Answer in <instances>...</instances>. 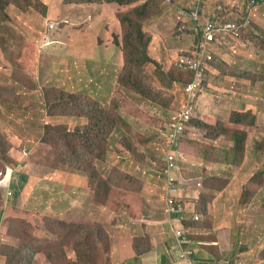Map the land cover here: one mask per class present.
Returning <instances> with one entry per match:
<instances>
[{"label": "rangeland", "instance_id": "obj_1", "mask_svg": "<svg viewBox=\"0 0 264 264\" xmlns=\"http://www.w3.org/2000/svg\"><path fill=\"white\" fill-rule=\"evenodd\" d=\"M41 1L50 9V13L48 9L49 15L47 14L45 19L38 12H24L14 5H10L8 10L10 18L5 20L9 29H0V44L2 46L14 45L19 35L29 41L28 44L20 42L16 45L14 58L16 61L17 57L19 62L16 68L13 65L9 66V60L4 56L0 47V130L5 133L8 139L9 155L16 162L13 165L0 161V172L2 173L0 180L7 179V175L4 177L7 166L14 168L11 180L13 179L12 182H16L15 184L18 182V177H14L15 172L21 171L28 177L16 198V205L20 209L13 210L9 214L5 212L7 205L12 201L13 184L9 189V185L8 187L6 184L2 186L3 182H0V204L2 207L0 208V253L4 258V254H9L11 251V248L8 247L20 246L21 242H26L31 245L33 251L38 253L37 256H40L39 252H42L45 257L50 255L53 264H68L63 258L61 248L65 244H72L74 238L75 242L81 244V258L86 263H94L93 259L101 262L109 253L110 233L113 235L112 231L115 226L119 223L132 222L133 218L122 211H112L102 206L100 202L92 200L90 197L91 188L82 187L79 183L78 194L81 197L77 195L78 201L73 205L71 199L77 190L76 188L71 190V184L75 179V176L72 177L73 170L66 167L68 162L56 161L54 163L48 160L47 157L51 154L53 145L46 141L42 142V126L45 123L64 124L72 129L76 124L86 122L85 117L78 116L69 110L72 104H69L70 107H60L51 103L50 100L56 95L66 94L63 91L74 95L78 94L82 98L93 97L108 105L123 61L122 51L117 45H114L110 54L105 51L99 61L88 59V54L91 53V47L94 45L91 40L97 36L101 43L108 38V35L105 36L104 29H100L102 23L107 24L110 29L114 27L115 21L111 12L109 14L106 11L103 19L100 20L95 16L96 6L68 5L64 4V0ZM166 2L169 5L165 11L153 14L146 22L144 31L149 34L155 33L154 35L158 37V47L156 50L152 49L150 53L159 58L162 64L168 63V66H172L174 57L179 52L196 46L198 34L190 32L193 30H189L188 25L185 26L184 33L179 32L177 28L179 11H174V9L181 8V0L173 1V3L171 0H166ZM114 5L116 7L114 12L128 9L125 6L120 8L118 5ZM219 12L223 11L219 10ZM261 16L264 18V13ZM47 19L54 23H59L58 19L69 22L60 25L56 36L58 41L55 47L50 50L44 49L52 44L45 46L44 40H41ZM91 21H97V28L92 25V29H85L90 31L92 37L84 38L82 36L85 34L83 28H87V24ZM160 27L162 29H159ZM191 27L194 26L191 25ZM112 30L120 32V29L113 28ZM170 31H174V33L171 35ZM97 34H102V36ZM81 39L85 43H81ZM236 42L237 40L234 41L232 50L228 44L226 45L228 48L226 46L217 48L218 46H216L214 54L221 57L217 56V59L214 57L213 67L208 68L209 77L197 100L199 113L194 119L198 120L200 118L198 116L202 115L200 106L202 105L201 100L204 98V89L209 92L211 100L217 103L211 105V112L227 110L225 114L216 113L212 118L211 125L200 127L205 131L204 138L205 135L209 137V143H213V138L219 141L217 143L219 148L213 145H207V147L213 154H217V150L214 148L220 149L219 153L223 160L226 159L225 163L230 170L236 169L227 160V157L231 158L235 153V151H230L234 143L228 138V133L223 125L227 124L231 130L234 129L236 125L231 123L234 112L237 109L247 111L249 94H252V82L255 77L260 79V85H264V20L255 26L253 32L249 34L246 44L240 45L242 49L238 50ZM40 43L42 50H40ZM153 69V65H148L149 74H152ZM182 90L180 85L175 86L173 92L177 96L176 104L174 103L170 108L165 109L155 103L143 100L135 101V105L143 111H150L159 120L168 123L176 114L175 110H178L179 106L184 103L185 97ZM251 100L256 99L251 98ZM118 109L134 130L144 136L136 139L122 127L117 126L113 133L114 144L109 147L106 160L98 162L100 176L104 178L109 173L111 175L114 172L111 171L112 168L117 167L142 178L145 200V210L142 215L148 217L157 213L159 216L164 212L163 191H161V187L152 186L149 183L145 172L147 169H151L149 164H156L158 172L161 169L162 157L160 156L163 152H156L158 147L162 149L164 146V141L161 139L163 135L158 145L161 122L147 123L134 115L136 113L133 110ZM224 116L227 117L225 123L220 121V118H224ZM220 122L223 125H220ZM241 128H245L249 135L247 137V157L243 162L242 182L239 184H242L252 172L264 171V153L258 152L257 155L252 153L255 136L264 134L259 129L255 131L249 122L242 124ZM222 132L227 134L226 138H218ZM126 136L133 140L134 151L132 148L129 151L124 149L121 144ZM140 150H144L142 153L150 155L149 162L138 161L142 159ZM76 178L79 182L80 177L77 173ZM241 187L235 189L240 193ZM239 193L236 194V197ZM92 202H94V207ZM60 203L62 207L59 208ZM237 203L238 199L236 198L234 207ZM25 213L31 215V220L38 226L43 224L49 231L47 234H41L38 242L33 240L31 221H26ZM62 215L65 221L83 223L80 224L83 226V231L81 232L79 228L73 226V223L61 220L60 216ZM232 228L231 245L236 253L240 254L238 258H234L237 259L236 264H264V188H261L253 203L248 207L241 206V209L238 207ZM48 234H54L53 238L48 239ZM91 247H94L93 251L89 250ZM69 254L74 256L72 249L69 250ZM4 262L10 264L8 258H4ZM36 263L37 261L34 260V264Z\"/></svg>", "mask_w": 264, "mask_h": 264}, {"label": "trees", "instance_id": "obj_2", "mask_svg": "<svg viewBox=\"0 0 264 264\" xmlns=\"http://www.w3.org/2000/svg\"><path fill=\"white\" fill-rule=\"evenodd\" d=\"M64 1V4L66 3L68 5L83 4L96 6L98 15L101 12V15L105 14L106 11L109 14L111 12L112 18L120 29V35L112 34V42L121 49L123 61L116 79L113 95L111 96V100L108 105L103 104L101 101L93 97L89 96L90 98H82L78 94L74 95L67 91H63L66 92V94L60 93L58 96L56 95L52 100H50L53 105H58L60 107L69 106V104H72L71 107L69 106V110L78 116L85 117L86 122L82 124H76L72 129H69L67 125L64 124H43V137L41 140L42 142L46 141L53 145L51 154L47 158L49 161H53L54 163L56 161H60L61 163L68 162L66 167L79 173L81 178H84L88 182V188L90 187L92 192V200L100 202L101 205L112 211H122L127 213L131 218H140L143 216L142 212L145 210V200L143 195L144 180L131 172L121 170L117 167L112 168L111 171L114 172L111 175L109 173L106 177L101 178V173L98 169V162L99 160H106L108 149L110 146H112V144H114L113 133L117 126L122 127L128 134L136 139L144 136V134L134 130L132 125H130L122 116L118 108H123L124 110H133L136 113L134 115H137L142 121L147 123H158L159 121L161 122V126L164 129H168V125L173 119H170L168 123H165L164 120H159L158 117L151 114L150 111H143L138 108V106L135 105V101H148L162 106L163 108H170L174 103L176 104L177 96L173 92V89L176 85H180L183 89L182 92L185 95V86L193 79L194 72L177 67L174 64V60L182 53H192L191 51L195 47L179 52L174 57V60L171 57V60H173L172 66H168V63L162 64L159 58L150 53L152 52V49H157L158 37L157 35H154L155 33L149 34L148 32H145V24L153 14L163 13V11H165V8H167L169 5L166 0ZM114 4L118 5L120 8L125 6L128 9L124 11L116 10L114 12L116 8ZM10 5H14L16 8L24 12H38L44 19L47 17V14L49 15L50 13L48 6L41 0H0V29H9L5 20L10 18L8 13ZM48 21L49 19L45 21L44 32L41 36L42 38L45 35V30L47 31ZM58 22V29H60L59 27L61 24L69 23L64 20L61 21L60 19H58ZM181 26L182 21L179 22L177 28L179 32L184 33L186 29H180ZM94 27L97 28V25ZM83 29L85 34L82 36L84 38H91L92 34L90 31H86L85 29H92V23H88L87 28ZM100 29L109 28L107 24L105 25L102 23V27ZM114 29L117 28L114 27ZM190 32L198 34L197 31L194 30ZM248 32H241L239 34H233L230 36V38L233 40V44L230 47L231 50L233 49L234 41L237 40L238 42L240 36H244L247 40L249 36L246 33ZM57 34L58 30L52 34L53 42L46 44L52 45L50 47L45 45L46 48L44 50H50L55 47V44L58 41L56 38ZM82 41L83 40L81 39V43ZM20 42L24 44L29 43V41L26 40L24 36L19 35L15 40L14 45L2 46L0 44L4 56L7 58V60H9V66L13 65L14 68H16V65L19 63L17 57L15 61L14 54L16 52V45H18ZM101 43H104V40ZM42 49L43 48L41 47L40 43V50ZM214 53H216V48L214 49ZM21 54L22 51L20 52V55ZM217 56V54H214L215 59H217ZM218 57L220 58L221 56ZM214 63L215 61L213 59V61L210 62L208 68ZM148 65L154 66L152 74H149L148 72ZM260 82V79L256 77L252 82V87H255L258 96L257 103L260 107V111L254 112L252 109H248L247 111L234 112L232 115L233 117L231 118V123H234L236 127L232 130L227 124L223 125V123H219L220 125L224 126L228 133V138L234 143L230 151H235V153L231 158L227 157V160L233 164L230 165L234 166L236 170L240 171L241 177L244 171L243 162L247 157V137L249 135L245 128H241V125L247 124L249 122V124L255 128V131L259 129L260 132L264 134V85H260ZM186 99L187 94L185 95L184 103H186ZM183 105H180L178 110H175L176 113L184 107ZM194 119L190 121V124L194 123L193 125L198 127L210 125L201 121L200 119ZM261 125L263 126L262 128ZM221 134H224L227 137L225 132H222L219 135ZM124 139V142H121L124 149L129 151V149L132 148L134 151L133 140L127 136ZM60 146L62 147L59 148ZM252 148V153L254 155H257L258 152L264 153V135L255 136ZM119 151H121L120 148ZM0 161L4 164L12 163L15 165L16 163L15 160L9 155L8 139L2 130H0ZM13 171L14 168L12 166H7L4 174V177L7 175V179L5 180V178H3V180L1 179L0 182H3L2 186L6 184L7 187L8 185L11 186V184H13L11 202H13V207H15L16 198L21 191L23 183H26L28 177L21 171L15 172L14 177H18V182L15 184L16 182H12L13 179L11 180V174ZM1 174L2 173L0 172V176ZM215 179H217V177H212V180ZM261 188H264V171L260 170L258 172H252V174H250V176H248L247 179L242 183L238 202H240L241 206H249L251 203H253ZM0 208H2L1 204ZM18 209L20 208H14V210ZM204 213H208V210L205 208ZM24 217L26 221H31V235L33 240L37 242L40 241V227L33 220H31V215L25 213ZM188 223L190 224V221ZM72 225L79 228L81 232L83 231L82 225L77 223H73ZM140 241H142V244L138 243V246L136 245L138 253H142L151 247L150 245L152 243L148 233L146 234V238H142ZM76 244H78V246L81 248L80 243ZM139 245H142V247ZM10 248V257L8 258L10 264H31L32 261L38 259V253L33 251L31 249V245L26 242H21L20 246L16 248H13L12 246H10ZM80 252L77 251L78 254H80ZM47 257L49 260H51L50 255ZM79 259L85 264H99V262L94 259V263H86L81 258V254Z\"/></svg>", "mask_w": 264, "mask_h": 264}, {"label": "crops", "instance_id": "obj_3", "mask_svg": "<svg viewBox=\"0 0 264 264\" xmlns=\"http://www.w3.org/2000/svg\"><path fill=\"white\" fill-rule=\"evenodd\" d=\"M181 1L184 6V1ZM233 1L234 0H198L196 6L201 7V11L205 13L208 20H213L216 16L223 15V12H219L220 5L223 4L225 8L224 12L228 13ZM78 6L89 5L79 4ZM181 9L182 8L179 9L176 7L174 11H179V15H177L179 22L182 21V24H186L187 21L180 17ZM101 13L99 15L98 12L97 14L95 13L96 19H103L105 14L101 15ZM261 20H264V18L259 13L254 19L253 30L255 26L261 22ZM91 23L93 26L97 25V21H91ZM114 27L119 29L116 22L114 23ZM112 29H110V27L109 29H104L105 36L108 35V38H110V40L106 38L104 40V43H100L97 36H95L91 40L94 45L93 47H91V53L88 54L89 60L99 61L100 59H102L105 51L110 54L111 49L115 45L111 41V35L113 33H119L117 32V30ZM159 29L162 28L160 27ZM253 30L246 34H248L249 36V34L253 32ZM173 33L174 31H170L171 35ZM97 35L101 36V34ZM246 42V38L244 36H240L238 42L235 45L239 50L242 49L240 45L246 44ZM227 44L229 45V47H231L233 44V40L230 37L224 44L219 45L218 47L226 46ZM212 47L213 49H215L216 44H213ZM226 48L228 47L226 46ZM94 55L95 57H93ZM211 67H213V65ZM249 97V106L247 110L252 109L254 112L260 111V107L257 103L258 96L255 87H252V94L250 93ZM251 98L256 100L253 101L251 100ZM201 104L202 105L200 106V111H202V115L198 117H200L199 119L201 121L206 122L210 125L213 123L212 118L216 113L219 115L221 113H227V110H222L221 112H216L214 110L211 112V105L217 103H214L211 100L209 92L205 89L204 98L201 100ZM236 111L245 110L237 109ZM198 113L199 105L197 115ZM220 119V121L222 122L227 121L226 116ZM164 132V128L160 127L158 145L161 139H163L164 141L163 148L159 149L158 147L156 149V152L158 153L161 151L163 152V154H161L162 156H160L162 157L160 172L157 171L156 164H149L151 169H147V172H145V174L148 176L149 183L152 186L161 187V191H163V201L165 204L164 190L167 177L163 174V168L166 161L164 157L169 149V141L167 140ZM204 134V129L189 123L185 135L180 138L178 142L179 144L176 146V150L180 157L179 168L177 170V175L180 180L181 186L180 198L185 207V210L181 214V217L183 223L185 222V226L187 222L186 228L188 230V236L194 242L193 247L195 249V257L198 264H236L237 259L234 258H238L240 254H237L232 247L231 237L233 232L232 225L235 222V215L237 214L238 207L241 209L240 202H238L236 207H234L236 198L238 199L240 194L235 188L239 189L242 185L239 184V182H242L240 171L236 169H229V166H227V163H225L226 159L223 160L222 156L219 153L220 149H218L219 146L217 144L219 143V141L216 138H213V143H209V137L205 135L204 138ZM218 138H226V136L224 134H221ZM207 145L218 147L214 148L217 150V154H213V152L209 147H207ZM142 152H144V150H140L139 152L142 154V159L138 161L149 162L150 160H148V158H150V155ZM76 173V171H72V177L75 176V179L71 184V190L74 188L77 189L75 190V193H73V199H71L73 205H75L78 201L77 195L81 197L80 194H78V190H80L78 183L81 184L82 187L88 188V182L84 178H81V175L79 173L77 174L80 177V181H77ZM212 177H217V179L212 180ZM157 183H160L161 185H158ZM10 187L11 186H9V189ZM63 188L65 187L63 186ZM237 193L239 194L236 197ZM91 204L94 207V202H92ZM13 206V202H10L9 205H7L5 213L9 214L10 212H13L14 208L17 207V205L15 204V207ZM58 207H62V204L60 203ZM204 208L208 210L207 214L204 213ZM165 209L166 205H164L163 207L164 212L159 216H157L156 213L149 215L148 217L143 216L136 219L133 218L131 219L132 222L117 224L115 226V229L112 231L113 235L110 233L109 240L111 245H109V253H107L106 258L103 261L99 262V264H179L177 262L179 246L175 234L172 230L173 227L171 226L170 216ZM195 214L200 215L201 218L199 220H195L193 218ZM60 218L61 220L63 219V221L66 223H77L65 221L63 215L60 216ZM189 221L190 224L188 223ZM39 227L41 230V234L49 233L45 225L42 224L39 225ZM147 233L149 234L151 239V247L142 253H138L136 245L138 246V243L142 244V241L140 240L142 238H146ZM53 236L54 234H48L47 238L52 239ZM76 243L77 242H75V239L73 238L72 244H65L62 246L61 250L63 252V258L68 264H85L79 259L80 254H78L77 251L80 252L81 248ZM139 246L142 247V245ZM16 247L18 246H14L13 248ZM71 249L74 253L73 257L69 254V250ZM89 250L93 251L94 247ZM39 255L40 256H38V259L35 260L37 261L36 264H53L48 257L44 256V253L39 252ZM9 257L10 254H4L5 259ZM4 258L0 253V264H5ZM31 264H34V261H32Z\"/></svg>", "mask_w": 264, "mask_h": 264}, {"label": "built area", "instance_id": "obj_4", "mask_svg": "<svg viewBox=\"0 0 264 264\" xmlns=\"http://www.w3.org/2000/svg\"><path fill=\"white\" fill-rule=\"evenodd\" d=\"M172 3L174 0H171ZM184 7L180 11V17L187 21L180 29L197 31L198 42L192 53H182L175 60L174 64L184 70L193 71V79L186 86L187 99L184 107L180 109L173 120L169 123L165 135L169 141V149L165 155V165L163 174L166 178L164 199L166 212L170 216L172 230L177 239L179 252L177 262L179 264H198L195 257L193 241L188 236V230L183 223L181 214L185 207L180 198V180L177 175L180 157L176 150L180 138L185 135L189 123L197 116V100L208 77V66L214 59L213 44L216 46L224 44L233 34L247 32L253 27L257 14L264 12V0H234L229 12H224V5L219 9L223 15L216 16L213 20H208L201 7L196 6L195 0H184ZM193 25L194 27H191ZM47 31L52 32L56 28V23L48 22ZM45 37H48L46 34ZM194 219L199 220L200 215L195 214Z\"/></svg>", "mask_w": 264, "mask_h": 264}, {"label": "clouds", "instance_id": "obj_5", "mask_svg": "<svg viewBox=\"0 0 264 264\" xmlns=\"http://www.w3.org/2000/svg\"><path fill=\"white\" fill-rule=\"evenodd\" d=\"M196 2H198V1H196ZM184 6L182 5V7L181 8H183ZM262 13H264V12H261L260 14H262ZM48 22H51L50 20L48 21ZM48 22H47V24H48ZM47 29H48V27H47ZM59 31V29H58V23H56V28L52 31V32H48V31H46L45 30V35L47 34L48 35V37H45V35L43 36V38H42V40H44V44L46 45V44H48V43H52L53 42V37H52V34H54L56 31ZM250 30H253V27H252V29H250ZM249 30V31H250ZM248 32V31H247ZM198 39H199V35H198ZM206 84V83H205ZM166 129H164V131H165ZM194 218V217H193ZM201 218V217H200ZM196 220V219H195Z\"/></svg>", "mask_w": 264, "mask_h": 264}]
</instances>
